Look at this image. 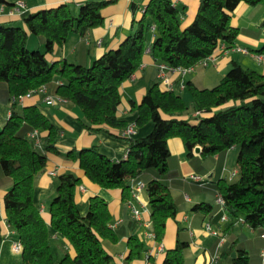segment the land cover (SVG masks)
I'll return each instance as SVG.
<instances>
[{
    "label": "trees",
    "instance_id": "1",
    "mask_svg": "<svg viewBox=\"0 0 264 264\" xmlns=\"http://www.w3.org/2000/svg\"><path fill=\"white\" fill-rule=\"evenodd\" d=\"M114 1H86L77 14L68 4H59L28 14L22 19L23 27L0 26V102L10 107L0 130V188L6 190L2 200L5 222L21 245L22 263H54L51 233L58 234L65 247L59 264H113L105 243L116 244L124 236L129 259L138 257L145 246L135 232L141 228L138 221L127 219L113 226L107 202L101 197H91L82 213L74 198L81 179L71 172L56 177L55 195L47 209L49 223L34 204L36 180L47 163L38 148L39 133L45 132L46 151L55 152L57 130L37 105L21 106L14 99L29 92L37 94L35 89L45 85L81 110L85 129L117 130L116 136L128 141L126 158L117 162L103 155L97 145L71 150L68 156L90 182L103 189H120L123 202L130 199L134 182H144L157 243L164 238L167 221L175 219L186 202L183 193L168 184L173 175L168 174L172 156L167 141L181 140L193 173L200 177L219 171L225 153L236 148L233 176L204 179V186L193 183L197 192H218L222 209L215 202L202 201L191 203L188 210L199 220L207 219L210 226L226 217L216 240L224 239L217 262L264 264V75L233 62L211 88L184 83L192 112H199L195 117L189 115L181 94L155 83L140 103L130 102V110L136 112L135 127L152 123L151 131L142 137L126 138L122 133L128 123L117 116L120 86L140 67L145 54L157 66L176 69L232 49L239 30L232 26L230 13L242 2L255 5L260 0H198L195 17L184 28L182 10L172 0L131 1L132 10L141 6V17L116 49L104 52L89 66L48 59L69 33L84 36L102 26V10ZM147 30L154 34L150 43ZM28 34L37 37L43 51L27 48ZM257 53L264 54V46ZM197 146L199 154L194 152ZM237 222L251 228L254 237L237 235ZM181 230L160 264H186L189 242L180 238Z\"/></svg>",
    "mask_w": 264,
    "mask_h": 264
},
{
    "label": "crops",
    "instance_id": "2",
    "mask_svg": "<svg viewBox=\"0 0 264 264\" xmlns=\"http://www.w3.org/2000/svg\"><path fill=\"white\" fill-rule=\"evenodd\" d=\"M86 1L103 0H0V26L18 25L23 27L22 19L28 14L59 4H68L76 12L79 5ZM131 1L141 2V0H115L109 4L102 10L105 18L102 26L91 29L84 36L69 33L65 43L55 48L53 53L47 56L48 59L50 61L65 59L70 63L89 66L104 52L116 49L122 40L136 29L137 21L141 17V6L132 10L129 5ZM172 2L178 9L182 10L181 28L186 27L195 17L198 0H172ZM19 3L22 5L18 7ZM230 17L232 26L239 30L235 47L215 52L213 60L208 61L205 66H196L188 72L183 77L184 83L190 82L199 89L211 88L224 76L233 62L264 75V64L258 63L253 57L264 46V0H260L255 5L242 2L230 13ZM146 36L150 43L154 37L153 31H148ZM26 46L29 49L44 50L43 44L32 34H28ZM241 49H245L247 53H243ZM157 72V65L152 62L148 54H145L140 67L120 86L121 103L117 110L119 118L126 120L128 124L134 123L136 112L130 110V102L140 103L146 91L155 83H159ZM170 78L175 86L174 91L179 94L186 91V88L180 89L178 87L179 76L177 73L170 74ZM47 94L53 95L54 93L48 89ZM44 98L45 94L37 93L24 97L18 103L21 106L37 105L57 130L55 152L46 151L45 132L39 133L38 148L41 153L46 155L47 163L45 170L36 180L33 202L40 208L46 223H49L47 209L55 195L56 177L61 173L71 172L81 179L80 185L75 190L74 198L82 213L87 210L89 199L93 196H99L107 202L113 226L123 223L127 219H134L131 207L128 205L129 200L140 212L138 223L141 228L136 229L135 232L145 244L143 251L138 257L129 259L127 236L121 238L116 244L105 243L107 251L112 256L113 264H147V261L152 264H160L164 252L174 247L178 228L182 229L180 238L189 242L185 255L186 264H207L215 254L219 258L224 240L221 245H218L216 243L218 236L205 230L207 219L199 220L188 210L191 203L214 202L215 194L211 191L197 192L194 189L193 182L189 177L195 174L188 163L186 150L179 138H170L167 141V147L172 156L168 174L173 175L168 178V184L172 189L182 192L186 202L182 205L176 218L167 221L164 238L160 243H157L147 235L151 228L150 212L143 191L139 193L138 198L130 197L127 202H123L120 189H103L90 182L78 168L77 163L68 156L71 150L79 151L97 145L103 155L117 162L125 157L128 141L116 136L117 130L94 132L85 129L82 124L83 116L78 107L70 102L47 105ZM189 102L191 104V99ZM192 113V111L189 112V115ZM9 115V105L0 102V130L5 125ZM151 129L152 123L150 122L141 127L134 126L133 133L126 138L145 136ZM236 150V148L228 150L224 155L220 170H212L203 178L207 180L217 177L229 178L231 174L225 167V161L227 156ZM5 192V189L0 188V264H23L20 253L12 251V243L17 241V236L13 230L7 227L5 222L2 204ZM225 224L226 221L220 219L217 224L211 227L221 234ZM127 232L130 233V230ZM234 232L239 236H245L247 239H251L255 235V232L242 222L235 224ZM51 236L53 264H59L65 247L62 245V238L58 234L51 233ZM159 244L162 245L161 251L158 250ZM68 250L72 254V250L69 248ZM215 264L224 263L216 261Z\"/></svg>",
    "mask_w": 264,
    "mask_h": 264
},
{
    "label": "built area",
    "instance_id": "3",
    "mask_svg": "<svg viewBox=\"0 0 264 264\" xmlns=\"http://www.w3.org/2000/svg\"><path fill=\"white\" fill-rule=\"evenodd\" d=\"M22 3H19L17 6H21ZM241 51L243 53H247V51L245 49H241ZM253 57L255 58V60L260 63V64H264V54L263 53H256L253 55ZM213 60V55L207 57L206 59L200 60L198 61L194 66L189 67V68H176V69H171L169 67H167L164 64H159L157 66L158 68V72H157V77L159 79V83L160 86L165 89V90H171L174 91L175 90V86L174 83L172 81V79L170 78V74L172 73H177L179 76V81H178V87L180 89H184V81H183V77L190 71H192L196 66H205L207 64L208 61ZM47 86L42 85L40 87H38L37 89H35V93H41V94H45V103L47 105H52L54 103H61V102H65V100L61 97H59L58 95H49L47 94ZM31 95V92L27 93L25 96H18L17 98H15V101H21L24 97H29ZM199 115V112H194L192 114L193 117ZM134 130V124H128L125 129L123 130V135L125 136H129L130 134L133 133ZM126 158V154L125 157ZM123 158V159H124ZM236 173V171H234L233 173H231V176H233ZM51 174H53V172H51ZM189 179L193 182L196 183L198 186H204L206 185V183L204 182V178L200 177L198 175H190ZM145 184L142 181H136L132 184L131 186V198H138V195L140 192H142L144 190ZM214 202L219 205L220 209H222L223 207V199L221 197V195L218 192H215V198H214ZM128 205L129 207H131V213H132V217L139 221L140 220V212L138 209H136L132 204L131 201H128ZM225 216L223 215L221 217V221L225 220ZM205 230L209 231L212 235L215 236H220L219 232L215 229H213L209 223L205 224ZM149 237L153 238V234H152V229L150 228L148 230V234ZM223 238L220 237V240L218 242V245H221V243L223 242ZM159 249L158 250H162V245L159 244ZM21 250V245L18 241H14L12 243V251L15 253H20ZM262 257H263V261H264V250L261 253ZM218 255L215 254L212 256V258L210 259V261L207 264H215L217 261ZM147 264H152L150 261H147Z\"/></svg>",
    "mask_w": 264,
    "mask_h": 264
},
{
    "label": "rangeland",
    "instance_id": "4",
    "mask_svg": "<svg viewBox=\"0 0 264 264\" xmlns=\"http://www.w3.org/2000/svg\"><path fill=\"white\" fill-rule=\"evenodd\" d=\"M74 12V11H73ZM78 11L74 12V14H77ZM149 31V30H147ZM30 50H34V49H30ZM181 96L183 97V100L185 102V104L187 105V108H188V112H191L192 111V107H191V104L189 102L190 100V96L188 94L187 91H184L182 93H180ZM50 95V94H49ZM54 95V94H53ZM62 103V102H61ZM237 150L236 152H232L230 153L227 158H226V161H225V167L226 169L231 173H233L235 171V160H236V156H237Z\"/></svg>",
    "mask_w": 264,
    "mask_h": 264
},
{
    "label": "water",
    "instance_id": "5",
    "mask_svg": "<svg viewBox=\"0 0 264 264\" xmlns=\"http://www.w3.org/2000/svg\"><path fill=\"white\" fill-rule=\"evenodd\" d=\"M194 152H195L196 154H199V153L201 152V148L198 147V146L195 147V148H194ZM234 255H235V253L233 252V253H232V256H234Z\"/></svg>",
    "mask_w": 264,
    "mask_h": 264
}]
</instances>
